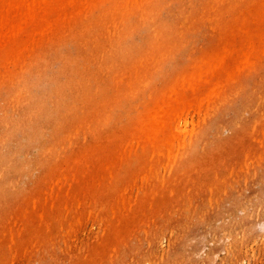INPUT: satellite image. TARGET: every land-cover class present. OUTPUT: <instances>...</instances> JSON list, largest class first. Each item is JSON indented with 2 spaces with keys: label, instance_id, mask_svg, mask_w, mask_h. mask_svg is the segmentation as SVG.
Returning a JSON list of instances; mask_svg holds the SVG:
<instances>
[{
  "label": "rangeland",
  "instance_id": "obj_1",
  "mask_svg": "<svg viewBox=\"0 0 264 264\" xmlns=\"http://www.w3.org/2000/svg\"><path fill=\"white\" fill-rule=\"evenodd\" d=\"M46 107L62 114L33 174L11 183L0 159V264H161L209 222L235 236L193 264H264V0H0L16 173Z\"/></svg>",
  "mask_w": 264,
  "mask_h": 264
},
{
  "label": "bare ground",
  "instance_id": "obj_2",
  "mask_svg": "<svg viewBox=\"0 0 264 264\" xmlns=\"http://www.w3.org/2000/svg\"><path fill=\"white\" fill-rule=\"evenodd\" d=\"M159 12V11H158ZM157 12V13H158ZM157 14L154 15L153 20L157 21L156 24L159 25V32L157 34V37L164 39L167 36L166 32H162L163 27H161L160 22L158 21V19L156 18ZM139 19V22L142 20L143 17H137ZM97 42H100L102 39H96ZM109 46H113V47H117L118 44L114 43L113 40L112 41H108L107 43ZM105 46H101L100 44H96L94 45L95 49V53H97L98 50L104 48ZM154 47H159V44L157 42H154ZM153 49V48H152ZM225 51H229L227 49H225ZM234 65V64H232ZM211 84L216 83L217 85L221 84V81L212 79V81H210ZM214 86V85H212ZM222 86L225 87V84ZM228 87V85H227ZM216 89V87H215ZM57 91V88L55 90V92ZM220 97H222L220 95ZM55 108H51L49 109L48 107H46L45 110H43L42 112H40V114L34 118L31 116H27L25 117L24 121V130L23 132L26 134L28 131L30 132H37V142L34 141H30L29 143L26 144L25 146V153H24V158L25 159V163L19 165V170L16 171L13 170L15 169L16 165H18L19 161H20V150H19V144L18 142H16L17 140V134L21 131H14L11 129V131L9 132L8 129V141H12L11 143V147H9L7 145V157L3 158L2 154H1V158L0 159H7V174L9 173V177L12 179V182H18L20 181L21 178H23L26 174H33L34 172V164H33V159L36 158V156L34 155L35 153H37V155L41 156L42 152L44 151L45 146L48 148L51 145V141L46 144L45 139H42L41 136H43L45 133H47L48 131L46 130L48 128V125L53 124L55 115L54 113H58V114H62V111L60 110V108H57L56 111H54ZM30 115V113H29ZM27 125V126H26ZM19 128H22V125L19 126ZM50 132V129H49ZM51 135V134H50ZM200 136H202V134L200 133V135L198 137H196L197 139V143L199 144L200 142ZM203 137V136H202ZM51 138V137H50ZM7 142V138L4 140V144H6ZM48 150H51V148H49ZM188 150V149H187ZM2 153V152H1ZM0 168H2V171H5V168L3 166H1ZM18 178L19 180L17 181H13L15 178ZM236 208L233 207V211H235ZM232 212V209H231ZM179 214V212H177ZM258 219H253L250 223H248V225L250 226H260L263 223V219H264V208L263 211L260 212V215L258 216ZM178 223V220L175 219V225ZM177 226V225H176ZM181 227V226H178ZM227 230H230L227 229ZM191 234V235H190ZM190 235V236H189ZM210 235V237H215V249L213 250V255H212V260L215 259V255L217 252L220 251V249L224 246V242L225 240H227L228 242L234 238L235 236V231L233 230V228L230 231H226V227L225 225H221L218 223H213V222H209L204 224L202 227H196V229L194 228L192 231H190V233L182 235L181 237L177 238V240L173 243V247L172 250L170 252V255L167 256L169 259L168 260H164L165 262L161 263H169V264H193V262L195 263V260L197 258V256L199 255L201 249L203 248L204 244L206 243V237ZM231 244V243H230ZM230 246V245H229ZM185 248H189L192 251V257L189 263L182 261L180 259L179 253L181 251V249H185ZM104 254H100L99 255V259L98 262L99 263H104L103 260H106L107 256H104Z\"/></svg>",
  "mask_w": 264,
  "mask_h": 264
}]
</instances>
